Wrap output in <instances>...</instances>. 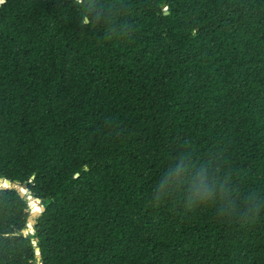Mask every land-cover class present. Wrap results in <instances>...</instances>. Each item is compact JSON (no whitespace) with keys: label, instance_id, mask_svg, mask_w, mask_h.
Segmentation results:
<instances>
[{"label":"trees","instance_id":"1","mask_svg":"<svg viewBox=\"0 0 264 264\" xmlns=\"http://www.w3.org/2000/svg\"><path fill=\"white\" fill-rule=\"evenodd\" d=\"M0 177V264H264V0H8Z\"/></svg>","mask_w":264,"mask_h":264},{"label":"clouds","instance_id":"2","mask_svg":"<svg viewBox=\"0 0 264 264\" xmlns=\"http://www.w3.org/2000/svg\"><path fill=\"white\" fill-rule=\"evenodd\" d=\"M182 183L187 186L188 192L191 194V199L195 203H206L211 201L217 188V180L211 165L205 163L198 169H193V166L184 160H180L170 173V179L166 178L164 184ZM163 189V184L161 185ZM158 195H164L161 190Z\"/></svg>","mask_w":264,"mask_h":264},{"label":"water","instance_id":"3","mask_svg":"<svg viewBox=\"0 0 264 264\" xmlns=\"http://www.w3.org/2000/svg\"><path fill=\"white\" fill-rule=\"evenodd\" d=\"M8 0H0V9L3 6L4 3H6ZM79 1H83V0H79ZM163 7L166 9V14L169 13V10L167 9L168 4L165 3L163 5ZM36 178V176L34 175L32 177V180H34ZM0 180H5V182H7L8 184H10V187H4V188H0V189H16L22 197H24L27 200L33 201L36 200L37 202L40 203V206L42 207L41 211H37V210H32L30 212V216L28 218V224H27V228L23 230V234L25 236H28L29 234H34L36 232L35 226L38 223V218L46 211V201H43L40 198H36L33 195H31L28 185L26 184H21L19 182H15L12 181L8 178H4V177H0ZM38 238L35 239V244H36V251L39 250V253L37 252V260L38 263H42V253H41V248L37 245L38 242Z\"/></svg>","mask_w":264,"mask_h":264},{"label":"bare ground","instance_id":"4","mask_svg":"<svg viewBox=\"0 0 264 264\" xmlns=\"http://www.w3.org/2000/svg\"><path fill=\"white\" fill-rule=\"evenodd\" d=\"M7 187V186H6ZM8 187H10V186H8ZM42 208V207H41ZM39 251V250H38Z\"/></svg>","mask_w":264,"mask_h":264}]
</instances>
